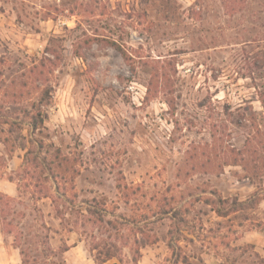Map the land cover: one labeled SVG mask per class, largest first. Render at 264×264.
Returning a JSON list of instances; mask_svg holds the SVG:
<instances>
[{"label": "rangeland", "instance_id": "obj_1", "mask_svg": "<svg viewBox=\"0 0 264 264\" xmlns=\"http://www.w3.org/2000/svg\"><path fill=\"white\" fill-rule=\"evenodd\" d=\"M0 128L17 263L264 264V0H0Z\"/></svg>", "mask_w": 264, "mask_h": 264}, {"label": "crops", "instance_id": "obj_2", "mask_svg": "<svg viewBox=\"0 0 264 264\" xmlns=\"http://www.w3.org/2000/svg\"><path fill=\"white\" fill-rule=\"evenodd\" d=\"M19 158L11 156L8 159V162L11 163L10 167L15 168L18 163ZM0 193H3L8 196H14L16 193L15 184L9 179H0ZM240 242H246L254 246V250L260 253L261 257L264 258V230L260 231H247L241 238L238 240ZM78 247V245H74L69 247L66 251V263L67 264H77L74 259H72L71 255L73 251ZM4 250V252H2ZM7 248H0V264H21L17 263L18 254L14 249L7 250ZM87 264V262L85 263ZM88 264H95L94 262H88ZM106 264V263H104ZM209 264V263H208ZM217 264V263H210Z\"/></svg>", "mask_w": 264, "mask_h": 264}, {"label": "trees", "instance_id": "obj_3", "mask_svg": "<svg viewBox=\"0 0 264 264\" xmlns=\"http://www.w3.org/2000/svg\"><path fill=\"white\" fill-rule=\"evenodd\" d=\"M3 131L6 133H9V131H11V130H4L3 128H0V132L3 133ZM19 137L20 136L15 137V138L17 139ZM8 141H9V138H8L7 134H5V136H4V138H2L1 142H2V144H6Z\"/></svg>", "mask_w": 264, "mask_h": 264}]
</instances>
